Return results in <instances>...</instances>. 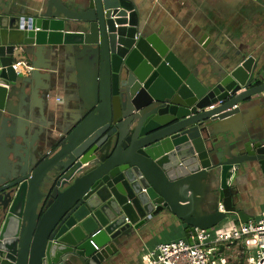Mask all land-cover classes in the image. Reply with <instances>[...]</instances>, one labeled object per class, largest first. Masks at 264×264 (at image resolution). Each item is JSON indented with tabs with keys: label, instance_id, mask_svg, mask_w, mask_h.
Here are the masks:
<instances>
[{
	"label": "water",
	"instance_id": "water-1",
	"mask_svg": "<svg viewBox=\"0 0 264 264\" xmlns=\"http://www.w3.org/2000/svg\"><path fill=\"white\" fill-rule=\"evenodd\" d=\"M146 1L0 7V264H118L160 213L189 242L249 220L234 175L264 179V39L224 50L207 31L170 37ZM65 57L76 116L47 154L35 74L65 76Z\"/></svg>",
	"mask_w": 264,
	"mask_h": 264
},
{
	"label": "crops",
	"instance_id": "crops-1",
	"mask_svg": "<svg viewBox=\"0 0 264 264\" xmlns=\"http://www.w3.org/2000/svg\"><path fill=\"white\" fill-rule=\"evenodd\" d=\"M12 1L16 2L22 11L28 10L32 4V0ZM6 3L7 0H0V7ZM143 8L161 25L163 33L170 37L174 34L178 37L190 34L200 36L207 31L211 40L224 50L231 45L238 48H255V43L264 39V0H160L159 3L147 0ZM188 39L191 45H196L194 40ZM39 62L40 66L46 67L49 63L47 55L40 56ZM73 70V59L65 57V76L49 79L43 69H38L35 74V81L40 90L32 95L31 100L37 113L34 121L43 127L50 125L52 131L48 130L46 153L54 150L53 140L69 127L76 116L74 105L67 99L69 89L75 88ZM54 81L56 85L51 87ZM57 97L60 98L59 102L56 101ZM250 109L260 112L257 105L251 106ZM236 175L239 189L238 208L247 214L249 220L256 219L264 211L263 176L259 170L249 175L242 172L234 176ZM232 218L235 222L240 221L237 216ZM185 229L186 225L172 214L160 213L151 227L127 244L118 257V264H143L147 248L161 242L184 239ZM222 250L226 260L221 264L238 262L235 256L241 253L239 247L230 246Z\"/></svg>",
	"mask_w": 264,
	"mask_h": 264
},
{
	"label": "built area",
	"instance_id": "built-area-1",
	"mask_svg": "<svg viewBox=\"0 0 264 264\" xmlns=\"http://www.w3.org/2000/svg\"><path fill=\"white\" fill-rule=\"evenodd\" d=\"M151 2L159 3L160 0ZM29 70L27 61L15 64L18 76ZM56 101L59 102L60 98L57 97ZM226 228L228 229L220 231ZM217 229L218 231L197 228L192 242L177 239L147 248L143 264H221L226 260L222 249L230 246L240 248L241 253L235 259L239 262L242 260V264H264V211L256 219L234 223L226 221Z\"/></svg>",
	"mask_w": 264,
	"mask_h": 264
},
{
	"label": "rangeland",
	"instance_id": "rangeland-1",
	"mask_svg": "<svg viewBox=\"0 0 264 264\" xmlns=\"http://www.w3.org/2000/svg\"><path fill=\"white\" fill-rule=\"evenodd\" d=\"M226 221H228V222H232V223H234L235 222V219L234 218H232V217H226L225 219H223L219 224H217L216 226H214V227H212V228H210V229H212V230H215L216 229V231H218V227H220L222 224H224ZM230 227V226H229ZM228 228H226V229H220V231H224V230H227ZM184 239H186V238H184ZM234 264H242V260H241V262H237V263H234Z\"/></svg>",
	"mask_w": 264,
	"mask_h": 264
}]
</instances>
